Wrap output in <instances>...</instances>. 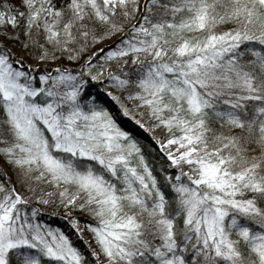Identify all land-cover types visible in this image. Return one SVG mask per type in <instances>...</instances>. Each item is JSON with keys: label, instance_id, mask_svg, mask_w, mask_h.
Here are the masks:
<instances>
[{"label": "snow or ice", "instance_id": "1", "mask_svg": "<svg viewBox=\"0 0 264 264\" xmlns=\"http://www.w3.org/2000/svg\"><path fill=\"white\" fill-rule=\"evenodd\" d=\"M0 264H264V0H0Z\"/></svg>", "mask_w": 264, "mask_h": 264}]
</instances>
